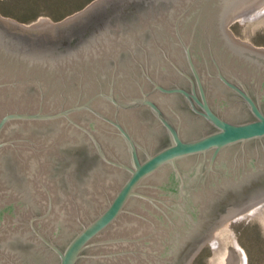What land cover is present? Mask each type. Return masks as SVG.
Wrapping results in <instances>:
<instances>
[{"label": "water", "instance_id": "95a60500", "mask_svg": "<svg viewBox=\"0 0 264 264\" xmlns=\"http://www.w3.org/2000/svg\"><path fill=\"white\" fill-rule=\"evenodd\" d=\"M263 9L264 0H94L58 22L0 15V137L12 138L0 148L42 158L56 145L86 144L105 165L96 216L63 247L43 237L59 264H191L218 229L264 199V48L229 28ZM261 25L264 17L243 32ZM210 78L251 117H234L223 92L208 95ZM179 95L212 130L181 116ZM144 108L166 145L154 142ZM35 161L29 170L43 168ZM244 194L249 204H233ZM258 205L250 218L264 214ZM235 237L218 236L216 264H246Z\"/></svg>", "mask_w": 264, "mask_h": 264}, {"label": "flooded vegetation", "instance_id": "af4514ba", "mask_svg": "<svg viewBox=\"0 0 264 264\" xmlns=\"http://www.w3.org/2000/svg\"><path fill=\"white\" fill-rule=\"evenodd\" d=\"M236 18L229 25L235 37L254 47L264 48L263 45L246 41L236 35L232 29ZM184 85L191 88L192 82L185 79ZM208 91L211 97L215 92H223L230 102V111L234 117H251L245 116L249 115V111L237 94L216 78H210ZM252 93L254 94V91ZM177 101L182 117L190 116L194 124L202 130L213 129L209 123L202 120L203 117L201 119L193 112L183 96L179 95ZM214 109L223 113L219 108ZM167 113L172 118V114L168 111ZM140 117L144 121L149 119L153 127L158 128L152 135L155 143L162 146L169 142V135L159 125L149 108L142 109ZM31 125L39 126L36 123ZM2 135L4 137H0V142H9V139L12 141L9 134L3 132ZM27 145L38 148L34 140L32 144ZM23 150L12 144L0 148V264H59L54 251L44 242L43 237L63 247L82 228L84 222L96 216L101 205L94 202V198L103 195L106 185L104 161L98 152L86 144L70 147L56 145L42 158L25 154ZM31 159L36 160L32 163L36 168L40 164H43V168L29 170L28 162H31ZM259 189L264 193V180L258 186L257 190ZM250 197V194H244L233 204H249ZM261 203H264V199L256 201L247 211ZM86 210L88 212H85ZM221 211H225V207ZM217 231L214 238L197 251L191 264H205L208 255L215 253L220 245Z\"/></svg>", "mask_w": 264, "mask_h": 264}, {"label": "rangeland", "instance_id": "374dc122", "mask_svg": "<svg viewBox=\"0 0 264 264\" xmlns=\"http://www.w3.org/2000/svg\"><path fill=\"white\" fill-rule=\"evenodd\" d=\"M94 0H0V15L24 25L37 23L39 18L46 17L53 22L71 16ZM264 17V9L256 16L248 19H237L232 29L240 38L264 46V25L259 26L253 34L245 35L243 28ZM259 205L250 208L244 217L227 222L224 233L217 235L236 234L235 240L247 253L246 264H264V214L250 218ZM250 218V219H249ZM215 253H210L205 264H216Z\"/></svg>", "mask_w": 264, "mask_h": 264}]
</instances>
